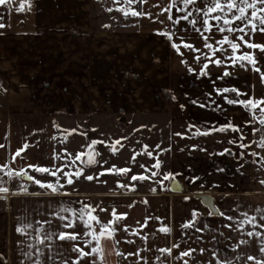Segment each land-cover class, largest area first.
<instances>
[{
  "label": "crops",
  "instance_id": "0c3cea01",
  "mask_svg": "<svg viewBox=\"0 0 264 264\" xmlns=\"http://www.w3.org/2000/svg\"><path fill=\"white\" fill-rule=\"evenodd\" d=\"M147 7L148 5H145V8ZM108 8H113V11L109 12ZM0 16L4 17L0 22L6 25L0 28V144L4 145L0 148V164L9 163L11 167L17 168L28 163L51 164L53 149L61 152L66 148L68 153L75 156L78 152L85 151L82 146L90 142L86 143L83 136L78 134L84 131L78 127L71 128V118L92 116L111 118L115 121L120 117L129 122L122 126L126 133L124 137L127 139L120 140V144L116 145V152L111 151L112 144L120 139L116 135H111L109 140H105L108 144H97L95 148L100 153L96 157L98 161H108L102 157L104 149L108 152L111 163L117 159L119 152L129 148L137 139H141L142 146L148 145V150L151 148L148 139H156L155 143L160 144L161 148L171 145L168 152H159L156 149V158L158 153V158L162 161L159 171L184 174L177 177L182 187L180 193L173 192L169 181H165V184L172 192L161 190L158 194L149 192L143 184L144 180L130 181L129 178V183L136 184L134 190H120L118 186L112 185L109 187L103 181L107 180L106 175L109 174V181L112 182L113 173L94 178V188L86 189L88 180L85 176L91 172L87 170L86 165H81L84 167V173L75 179L74 184L66 186L70 193L68 196L50 194L31 182H23L29 187V193L44 194H9L7 200L0 198V264H30L28 258L22 254L26 250V244L18 243L24 239L16 232L18 217L33 210L44 212L49 208L54 209L62 202H71L74 207H79L78 201L93 206L99 204L110 211L115 207L120 213L128 214L116 224L118 228L124 224L135 228L136 222L143 224L145 217H161L163 223L172 226V236L166 237L158 231L155 236H149L148 247L153 250L141 253L148 256L149 264H157L154 259L157 254L155 248L166 246L169 239L176 242L180 235L178 226L190 217L193 207L199 208L205 214L209 209L199 202L191 206L178 204L175 202L176 198L171 195L176 197L177 194L179 199L185 196L207 195L212 197L215 205L223 211L236 206L241 209H254L257 206L264 208V183H261L264 181V164L259 162L260 156L251 155L254 150L264 156V149L258 146L260 133L254 135L251 131L253 127H259L258 122L245 124V121L251 119L250 113L241 105H228L219 98L217 103L221 105L222 110L191 104L184 92L193 97L199 96L202 91H211V85L207 78L194 79V75L180 62V55L171 48L168 40L154 33L153 30L160 27L158 23L147 18H125L114 7L113 0H32L30 11L13 10L9 13L6 6H0ZM191 35L192 39L188 42L200 47L198 34ZM252 41L264 44V33L257 31L252 35ZM181 50L191 63L194 54L183 46ZM250 51H254L258 66L264 72V52L259 49ZM210 69L212 78L222 71V68L214 65H210ZM229 70L233 76L218 81V86L231 83L247 93L246 97L241 98H264V78L260 73L254 72L250 65L247 70L239 66L230 67ZM173 95L176 99H172ZM181 104L185 107L181 108ZM137 121L141 124H137ZM228 121L241 126L246 137L244 143L252 140L257 143L251 144L248 149H241L235 144L229 145L227 139L238 135L230 130L212 132L208 136H195L193 139L173 135L177 131L188 132L190 124L200 128L218 127ZM54 125H60V129ZM118 127L116 124V132ZM71 129L77 131L68 132ZM61 132L67 135L66 140L60 135ZM138 133L141 134L140 138ZM52 136L57 139L52 140ZM76 138L82 140L76 141ZM25 143L29 145L28 148L13 162L12 155ZM193 143L207 148L208 151L191 150L189 146ZM223 147H230L236 156H209V152H218ZM240 152H244L245 156L238 160ZM145 156V153H142L141 157ZM67 162H70V159L55 161L57 165ZM77 164L79 165V161ZM101 165L96 164L98 167L93 169L92 174L99 172ZM217 167L224 168V171H216ZM28 171L37 179H54L48 174L36 173L31 169ZM187 175H199L202 180L189 184L184 179ZM0 178L7 179L3 172H0ZM19 183L22 182H11L13 192ZM201 183L203 188L200 187ZM151 195L158 197L155 204H149L150 200L147 198ZM2 196L0 193V197ZM88 197L99 200L91 201ZM116 197L125 198V206L113 205L112 198ZM145 199L147 203H144ZM103 213L106 211L100 212L97 209L94 214L103 222H107ZM220 219L208 217L210 223H217ZM160 223L151 219L148 226L141 231L152 233L158 230ZM224 223L230 222L225 220ZM98 228L99 226L97 230ZM257 230L264 232V229ZM224 231L225 235L236 236L230 229ZM126 237L128 233L121 230L115 236V239L121 241L120 244L114 245L112 240L103 241L104 264H132L134 258L130 257L125 261L123 256L117 255L118 250H135V245L125 242ZM131 238L140 244L138 237ZM245 238L251 243L242 245L238 251L264 258L258 252L259 240ZM192 246L196 247L195 244ZM184 247L181 244L180 248ZM85 250H89L87 246ZM178 251L174 249L173 256ZM203 256L208 257V253ZM197 258L202 257L197 254ZM92 259L98 261L96 256L86 257L81 264H89ZM171 264L180 262L172 260ZM241 264H244L243 257ZM247 264H254V261H248Z\"/></svg>",
  "mask_w": 264,
  "mask_h": 264
},
{
  "label": "snow or ice",
  "instance_id": "6c2138e0",
  "mask_svg": "<svg viewBox=\"0 0 264 264\" xmlns=\"http://www.w3.org/2000/svg\"><path fill=\"white\" fill-rule=\"evenodd\" d=\"M113 5L125 18L129 16L147 18L154 23H158L160 27L155 28L154 33L168 40L171 48L180 55V62L186 66L189 73L194 75V79L207 78L211 85V91H202L199 96L193 97L188 92H184V96L189 98V102L201 108L222 110L221 105L217 103V98H219L228 105L243 106L251 115V119L245 121V124H256L257 122L259 124V127H253L251 131L254 135L257 132L260 133L258 146L264 149V98H241L246 97L247 93L242 92L239 87L231 83L219 86L217 84L218 81L231 78L233 73L229 68L237 66L247 70L250 65L254 72L260 73L261 77L264 78V72L258 66L254 51H250L259 49L264 52V44L252 41L254 33L257 31L264 33V0H154L152 3L149 0H122V2L121 0H113ZM133 5H138V7ZM145 5H148V7L145 8ZM0 6H6L9 13L13 10L16 12L30 11L32 0H0ZM107 10L111 12L113 8ZM3 19L4 17L0 16V21H3ZM182 22L185 23L182 24ZM5 26L4 23L0 22V28ZM185 33L188 35H185ZM192 33L198 34V38L201 40L200 47L188 42L192 39ZM246 37L248 38L246 39ZM181 46L194 54L191 63L185 57ZM210 65L222 68V71L215 78H212ZM201 96L203 99H201ZM172 99H176V97L173 95ZM180 107L184 108L185 105L181 104ZM54 126L60 129V125ZM229 130L238 133L237 136L227 139L226 142L229 145L235 144L241 149H248L251 144L257 143L256 140L244 143L243 141L246 138L244 131L240 125L233 124L231 121L222 123L218 127L205 128L190 124L188 125V132L177 131L173 135L193 139L195 136H208L212 132H228ZM76 131L77 129L68 130L70 133ZM189 133H192V135H189ZM80 134L87 136V132ZM60 135L65 140L67 139L64 132H61ZM51 139L56 140L57 137L52 136ZM121 139L127 138L117 139L112 144V152L118 150L116 145L120 144ZM36 143H39V141H36ZM108 143V141L93 139L87 145L82 146L85 151L78 152L75 156L68 153L66 148L62 149L61 152H56L53 149L51 164L28 163L18 168L11 167L9 163L0 164V172H3L7 177V179L0 178V193L3 194L0 198L7 200L9 194H30L33 196L44 194L41 192L29 193V187L23 182H31L50 194L70 195L66 190V186L73 185L75 179L84 173V167L81 165L92 166L107 163V161L96 159L100 153L95 146ZM28 146L25 143L23 147L17 149L11 160L14 162ZM2 147L4 145L0 144V148ZM189 147L193 151L197 149L202 152L208 151L207 148L196 143L191 144ZM148 148V145H143L140 152L146 153L148 157H153V151H148ZM155 149H158L159 152H168L171 150V145L167 148H161L160 144H156ZM62 153H66V155ZM139 154L134 152L132 162H135V157ZM208 154L209 156H224L225 154L236 156V153L230 147H223L218 152L213 151ZM158 155L157 153V158L151 168L141 164L140 167L145 171L132 174L130 181L149 180L154 185L158 184L161 188H166L165 181H169L174 186L173 190H177L180 187L177 177L184 174L172 171L160 172L162 161L158 158ZM251 155L253 157L260 156L259 162L264 164V156L260 155L259 152L253 150ZM244 156L245 153L240 152L237 159L239 160ZM69 159L70 162L67 163L59 165L55 163L58 160L69 161ZM77 161H79V165ZM238 167H242V165H238ZM28 169L36 173L48 174L54 179H37L36 176L30 174ZM189 171H191V166H189ZM216 171L223 172L224 168L217 167ZM129 172H131V168L117 167L113 164L108 168L101 167L99 172L87 175L85 179L92 181L105 173L126 175ZM184 179L189 184H194L196 181L202 180V177L187 175L184 176ZM14 180L22 183H19L16 191L13 192L10 185ZM103 183H107V181H103ZM116 183L119 187L128 190L136 188L134 183L124 184L121 181ZM261 183H264V181H261ZM200 187H204L203 183L200 184ZM151 191L155 192L156 187L153 186ZM190 199V196L184 197L185 201ZM147 202V199H145L144 203ZM77 203L79 207H74L71 202H62L54 209L49 208L44 212L33 210L18 217L16 232L24 237L18 243L26 244V250L22 254L28 258L30 264H81V261L86 257L93 256L98 258L99 264H104L103 241L112 240L114 245L120 244L121 241L115 239V236L121 230L128 233L125 242L128 245H135V250L128 252L118 250L117 255L123 256L125 261L130 257L134 258L132 264H141V262L149 264L148 256L141 254L153 250L148 247L149 236H155L157 231L163 233L166 237L171 238L172 236V226L163 223L162 218L159 216L145 217L143 224L139 221L136 222L137 227L135 228L127 224L118 228L116 224L125 219L127 213H118L116 208L113 207L111 209V219L103 222L94 213L97 209L100 212L107 211L106 208L100 207L99 204L93 206L82 201ZM131 206L129 205V207ZM208 217L221 219L217 223H210ZM151 219L161 222L158 230L152 233H143L141 230L148 226ZM225 220L230 223H224ZM97 226H99L98 230ZM258 228L264 229V208L259 206L254 209H241L240 206H236L223 211L212 203L209 205L206 214L202 213L199 208L193 207L190 217L178 226L180 235L177 237L176 242H171V239H169L166 246L155 248L157 254L154 259L157 264H171L172 260L179 261L180 264H241L243 257L244 264H247L248 261H254V264H264V258L238 251L242 245L251 243L245 237L254 238L259 240L258 252L264 256V232L258 231ZM225 229L232 230L236 233V236L225 235ZM131 237H138L140 244H137L136 239ZM181 244L185 246L183 249L180 248ZM193 244L196 247H193ZM85 246L88 247V251L85 250ZM174 249L179 250L175 256H173ZM206 252L208 257L203 256ZM197 254L202 258H197ZM98 261L92 259L89 264H98Z\"/></svg>",
  "mask_w": 264,
  "mask_h": 264
},
{
  "label": "rangeland",
  "instance_id": "374dc122",
  "mask_svg": "<svg viewBox=\"0 0 264 264\" xmlns=\"http://www.w3.org/2000/svg\"><path fill=\"white\" fill-rule=\"evenodd\" d=\"M183 23H185V22H182V24ZM136 123L137 124H141L138 121ZM116 124L119 126L117 132L114 130ZM127 124H129L127 119L126 118L125 119L124 118H120V117L118 119H116L115 121H114V119H111V118H101V117H92V116H89L87 118H71L70 119L71 128L78 127L80 130H82L84 132H87V136L82 135L83 136V140L86 143L90 142L93 139L99 140V138L101 140H104V141L105 140H109L111 135H116L119 138L124 137L126 135V133H125L124 127H122V126L127 125ZM130 124H131V122H130ZM111 126H114V127H111ZM93 129H95V131H93ZM78 134H80V133H78ZM137 136H139V138H140L141 134L138 133ZM74 140L81 141L82 139H77L76 138ZM148 140L150 141V143H148V144H150V146H151V148L148 151H153V153H154L153 157H148L146 155V153H145V155H146L145 157H141L142 156V153L140 152L141 147H142L141 139H137L136 142L134 144H131V146L129 148L124 149L121 152H119L118 153L119 155H118L117 159L112 160L111 163H110V157H109L108 152L105 149L103 150L102 157L107 158L108 161H107V163H103L101 165V167L108 168L111 165L115 164L117 167H129V168H131V172H129L126 175H123V174L114 175L115 173H113L114 177L111 178L112 182L109 181L110 177H109V174H107L106 175V178H107V180H106L107 183L106 184L109 187H110V185H112V187H117V186L119 187V185L116 183L117 181H121L122 183L127 184L128 179L130 178V176L132 174H134L133 172H135V173L144 172L145 169H142L140 167L141 164L145 165L148 168H151V166L154 164L155 159H156V155H155V153H156L155 140L156 139H148ZM151 140H153V142L155 144H152ZM134 152L140 153V154L136 155V157H138V159L135 157L137 159V161L132 163L131 162V158H132L131 156H133ZM95 167H98V166H96V165H92V166L86 165L87 170L91 171L90 174H92V171H93V169ZM153 170H155V169H153ZM148 174H150V173H148ZM94 184L95 183H93L92 181H87L86 182V189H93L94 188ZM128 184H129V182H128ZM143 184L147 188V190H149V192H151L153 194H158V193L161 192V190H166V191L170 190L171 191V189L169 187H166V188L162 189L158 184L154 185L153 182H151L149 180H144ZM153 186L156 187V191L155 192L151 191ZM97 189H98V187H97ZM119 189L122 190L121 187H119ZM172 194H174V193H172ZM171 196H172V198H176L175 202L178 203V204L180 203V204H183V205L191 206V205H193V204H195L197 202L202 203V200L200 199V197H191L190 200L185 201L183 197H182V199H179L180 197H177V194H176V197H175V195H171ZM156 198H158V197H156V195H151L150 197H148L147 199L150 200L149 204L150 203L151 204L152 203L155 204L156 203ZM87 199L91 200V201H94V200H97L98 198L88 197ZM112 200H113V202H112L113 205H118V206H121V207L125 206V203H124L125 202V198H123V197L112 198ZM117 212L120 213L119 210ZM110 213H111V211L109 209H107L106 213H103L105 221L111 219V214ZM135 216H136V214H135ZM138 216H139V214H138Z\"/></svg>",
  "mask_w": 264,
  "mask_h": 264
},
{
  "label": "water",
  "instance_id": "95a60500",
  "mask_svg": "<svg viewBox=\"0 0 264 264\" xmlns=\"http://www.w3.org/2000/svg\"><path fill=\"white\" fill-rule=\"evenodd\" d=\"M179 188L177 189V190H173V185H172V190H173V192H175V193H180L181 191H182V187H181V185L179 184ZM200 199L202 200V203L206 206V207H208L209 208V205L210 204H212V203H214V199L212 198V197H210V196H207V195H202V196H200ZM215 204V203H214Z\"/></svg>",
  "mask_w": 264,
  "mask_h": 264
}]
</instances>
